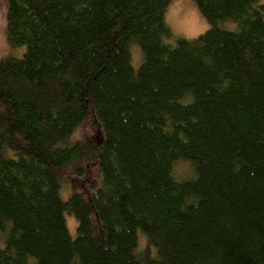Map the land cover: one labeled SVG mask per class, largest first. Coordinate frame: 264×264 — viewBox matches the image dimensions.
Segmentation results:
<instances>
[{
  "label": "trees",
  "instance_id": "obj_1",
  "mask_svg": "<svg viewBox=\"0 0 264 264\" xmlns=\"http://www.w3.org/2000/svg\"><path fill=\"white\" fill-rule=\"evenodd\" d=\"M4 2L0 264H264V0Z\"/></svg>",
  "mask_w": 264,
  "mask_h": 264
},
{
  "label": "rangeland",
  "instance_id": "obj_2",
  "mask_svg": "<svg viewBox=\"0 0 264 264\" xmlns=\"http://www.w3.org/2000/svg\"><path fill=\"white\" fill-rule=\"evenodd\" d=\"M5 2L0 0V57L6 55H16L19 56L22 54L23 47L12 48L6 42L5 35ZM166 22L171 27L173 33L177 36H182L186 38L195 37L203 33L208 28V23L205 18L200 13L198 7L194 0H170V4L166 10ZM226 27L232 28L233 24L225 23ZM132 59L133 65L137 67L142 60V54L137 47L132 48ZM74 139H84L88 137H93L97 141L101 140L102 130L99 126L96 118L90 115L87 119L77 128L73 134ZM182 168H185L182 165ZM90 173L87 177H90L91 174H95L94 168L89 169ZM77 188L87 187L88 180L74 181ZM67 187L62 190L63 198H66ZM66 223L71 235L76 234V219L73 215L66 214ZM139 247L142 248L145 246L146 241L142 235H140Z\"/></svg>",
  "mask_w": 264,
  "mask_h": 264
}]
</instances>
